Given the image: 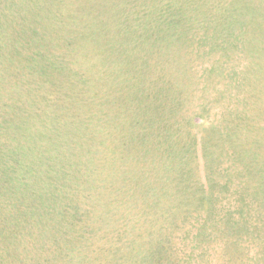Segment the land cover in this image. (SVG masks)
<instances>
[{
    "label": "rangeland",
    "instance_id": "1",
    "mask_svg": "<svg viewBox=\"0 0 264 264\" xmlns=\"http://www.w3.org/2000/svg\"><path fill=\"white\" fill-rule=\"evenodd\" d=\"M12 100L58 264H264V0H0Z\"/></svg>",
    "mask_w": 264,
    "mask_h": 264
},
{
    "label": "trees",
    "instance_id": "2",
    "mask_svg": "<svg viewBox=\"0 0 264 264\" xmlns=\"http://www.w3.org/2000/svg\"><path fill=\"white\" fill-rule=\"evenodd\" d=\"M65 106L67 114L70 116L80 114L79 105L69 108L65 102ZM23 111L16 100L6 104L0 101V264H21L22 262L24 264H58L62 260H68V253L71 251H64L63 248L70 233L58 230L60 227L50 218V214L46 210L49 207L40 203L39 207H36L35 194L38 196L43 191L45 184L39 185V179H42L43 175H45V179H51L58 183L56 189L59 190L63 185L61 183L69 178L75 180L72 175L75 171L65 169L61 171V169L48 164L41 174L40 163L36 164V161L32 159L29 160V163L27 160L24 163L21 161L34 154L38 158L40 154L37 152L36 143L32 141L33 133L21 134L20 118L23 116ZM39 111H42L43 117L48 118L47 111L41 108ZM84 114L86 113L84 112ZM49 168H52L53 173ZM44 195H46L44 198H55L56 196L50 193ZM30 203L35 208L30 207L28 205ZM25 208H30L29 214H26ZM35 210L38 212L34 213ZM64 211L68 212V215L62 212L66 216V221L68 217V222H71L69 228L74 227L76 223L72 213H69L68 208H64ZM61 220L64 221V219ZM137 231L138 228L130 238H135ZM137 239L138 236L132 240ZM230 250L240 251L241 248H231ZM50 253H52L51 256H49ZM231 255L234 257V253ZM154 256L148 257L145 263L140 264H160L159 260L153 261ZM238 258H236V263ZM121 264H137V262L129 261Z\"/></svg>",
    "mask_w": 264,
    "mask_h": 264
}]
</instances>
